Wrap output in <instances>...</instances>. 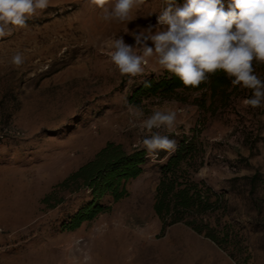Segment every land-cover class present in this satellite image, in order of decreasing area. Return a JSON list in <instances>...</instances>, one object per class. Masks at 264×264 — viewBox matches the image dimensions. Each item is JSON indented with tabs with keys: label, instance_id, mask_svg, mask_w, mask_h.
Returning a JSON list of instances; mask_svg holds the SVG:
<instances>
[{
	"label": "rangeland",
	"instance_id": "rangeland-1",
	"mask_svg": "<svg viewBox=\"0 0 264 264\" xmlns=\"http://www.w3.org/2000/svg\"><path fill=\"white\" fill-rule=\"evenodd\" d=\"M162 7L163 0H144L133 21L117 23L105 21L90 0H51L27 27L0 38V264H264V185L252 193L248 186L253 174L264 180V106H245L252 92L239 86L224 103L190 91L179 100L134 103L129 98L140 81L158 76L154 65L122 76L107 55L112 38L134 45L125 30L154 25ZM18 52L20 66L11 63ZM256 72L264 79V65ZM129 104L145 118L171 108L177 131H197L203 165L195 179L226 199L222 217H211L226 223L227 245L183 223L161 232L152 209L160 163L147 159L125 184L126 196L103 197V211L70 228L92 198L81 183H62L107 144L127 154L143 149Z\"/></svg>",
	"mask_w": 264,
	"mask_h": 264
},
{
	"label": "clouds",
	"instance_id": "clouds-1",
	"mask_svg": "<svg viewBox=\"0 0 264 264\" xmlns=\"http://www.w3.org/2000/svg\"><path fill=\"white\" fill-rule=\"evenodd\" d=\"M102 12L107 22L129 23L132 13L144 0H90ZM51 0H0V38L10 36L12 28H25L38 11L47 9ZM135 44H127L123 36L112 38L107 55L120 75L136 77L153 64L158 76L167 72L185 87L197 88L210 75L223 72L233 87L251 90L243 100L245 106H264V79L256 66L264 65V0H163L156 24L125 30ZM149 42L153 46H149ZM11 63H24L16 53ZM133 81L130 80L131 84ZM145 83V87H150ZM134 120L129 124L143 137L140 145L146 159L164 163L178 149V143L168 133L177 131V112L171 108L156 109L145 118L135 105H128ZM184 134H188L185 128ZM166 153L160 157V152Z\"/></svg>",
	"mask_w": 264,
	"mask_h": 264
},
{
	"label": "trees",
	"instance_id": "trees-1",
	"mask_svg": "<svg viewBox=\"0 0 264 264\" xmlns=\"http://www.w3.org/2000/svg\"><path fill=\"white\" fill-rule=\"evenodd\" d=\"M165 72L161 76L150 75L140 81L132 91L129 100L134 102L141 97H159L160 99H178L182 91L200 92L210 99L219 98L222 103L228 98L232 88L230 80L223 72L210 75L207 82L197 88L185 87L181 81ZM149 83L150 87H145ZM203 106V105H201ZM189 136L171 135L169 138L178 143L177 151L164 163L158 165L159 177L155 187L152 209L161 222V232L167 225L183 223L197 234L218 246L229 243L226 223L220 218L212 219L226 212V199L222 193H216L203 181L195 179L197 171L203 165V149L197 140V131L191 130ZM162 153L160 157L165 156ZM146 151L141 149L131 154L125 153L120 146L107 144L93 160L80 167L62 184L81 183L91 194V202L74 216L70 228L74 229L96 213L103 211L99 201L109 196L114 202L126 196L125 184L142 173L146 162ZM256 184L264 185V180L256 173L248 179L249 192Z\"/></svg>",
	"mask_w": 264,
	"mask_h": 264
},
{
	"label": "built area",
	"instance_id": "built-area-1",
	"mask_svg": "<svg viewBox=\"0 0 264 264\" xmlns=\"http://www.w3.org/2000/svg\"><path fill=\"white\" fill-rule=\"evenodd\" d=\"M151 22H152V21H151ZM153 22L156 24V22H157V15L154 16V18H153Z\"/></svg>",
	"mask_w": 264,
	"mask_h": 264
}]
</instances>
